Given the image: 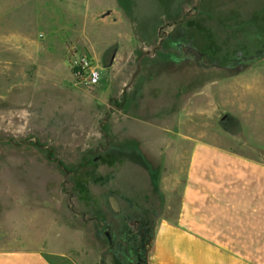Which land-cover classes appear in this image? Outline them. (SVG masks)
<instances>
[{
  "label": "rangeland",
  "instance_id": "obj_1",
  "mask_svg": "<svg viewBox=\"0 0 264 264\" xmlns=\"http://www.w3.org/2000/svg\"><path fill=\"white\" fill-rule=\"evenodd\" d=\"M192 138L264 159V0H0V246L148 264L141 159Z\"/></svg>",
  "mask_w": 264,
  "mask_h": 264
},
{
  "label": "crops",
  "instance_id": "obj_2",
  "mask_svg": "<svg viewBox=\"0 0 264 264\" xmlns=\"http://www.w3.org/2000/svg\"><path fill=\"white\" fill-rule=\"evenodd\" d=\"M192 139L171 165L141 159L154 194L139 208L153 229L147 263L264 264V159ZM0 264L54 263L42 248L0 246Z\"/></svg>",
  "mask_w": 264,
  "mask_h": 264
},
{
  "label": "built area",
  "instance_id": "obj_3",
  "mask_svg": "<svg viewBox=\"0 0 264 264\" xmlns=\"http://www.w3.org/2000/svg\"><path fill=\"white\" fill-rule=\"evenodd\" d=\"M73 69L77 78L83 79L90 84H97L100 81V72L94 66L91 58L77 57L73 61Z\"/></svg>",
  "mask_w": 264,
  "mask_h": 264
},
{
  "label": "water",
  "instance_id": "obj_4",
  "mask_svg": "<svg viewBox=\"0 0 264 264\" xmlns=\"http://www.w3.org/2000/svg\"><path fill=\"white\" fill-rule=\"evenodd\" d=\"M184 49H185L186 52H187V51L192 52L193 54H196V55H198V57H199V54H198V53L196 52V50H194L193 48L186 47V48H184ZM5 235H6L5 232L0 231V237H3V236H5Z\"/></svg>",
  "mask_w": 264,
  "mask_h": 264
},
{
  "label": "flooded vegetation",
  "instance_id": "obj_5",
  "mask_svg": "<svg viewBox=\"0 0 264 264\" xmlns=\"http://www.w3.org/2000/svg\"><path fill=\"white\" fill-rule=\"evenodd\" d=\"M185 48H186V47H185ZM183 50H184V52H186L185 49H183ZM187 52H188V51H187Z\"/></svg>",
  "mask_w": 264,
  "mask_h": 264
}]
</instances>
